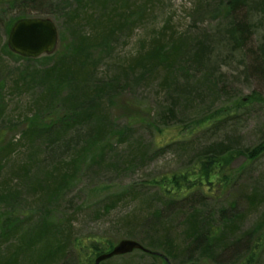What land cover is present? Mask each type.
Masks as SVG:
<instances>
[{
  "label": "rangeland",
  "instance_id": "rangeland-1",
  "mask_svg": "<svg viewBox=\"0 0 264 264\" xmlns=\"http://www.w3.org/2000/svg\"><path fill=\"white\" fill-rule=\"evenodd\" d=\"M233 1L0 0V262L32 264L43 246L42 264H93L121 239L168 264L243 261L264 232V152L208 180L194 170L202 183L184 200L162 195L202 153L264 137V1ZM71 10L87 16L69 21ZM23 13L60 25L53 56L9 51ZM55 113L64 121L42 123ZM194 233L199 244L179 250ZM146 254L109 264H167Z\"/></svg>",
  "mask_w": 264,
  "mask_h": 264
},
{
  "label": "trees",
  "instance_id": "trees-1",
  "mask_svg": "<svg viewBox=\"0 0 264 264\" xmlns=\"http://www.w3.org/2000/svg\"><path fill=\"white\" fill-rule=\"evenodd\" d=\"M238 1L243 3V2H245V1L247 2L249 0H238ZM229 2H230V5L232 7V10H235L236 6L239 4V3L234 4V1H233V5H232L231 0H229ZM100 9H101V6L96 8L94 11L95 12L94 14H96ZM104 9L105 8H103V10ZM26 16H28V15H26L25 13L20 14L14 19V21H16L17 19H19L21 17H26ZM86 16H87L86 12L79 11V10H71V11H69V13L67 15V19L69 21L70 20L75 21L76 18L86 17ZM58 17H59V14H58ZM68 20H67V22H68ZM12 23L8 25V29H7L8 32H9V29H10ZM59 27H60V25L58 24L57 28H59ZM239 29L240 28L238 27V28L232 30L234 32L233 36L235 38H237L236 35H238L237 31ZM59 33H60V31H58V34ZM201 52H203V51L201 50ZM46 56H50V55H44L43 57H46ZM51 56H53V55H51ZM18 57L22 58V59H26V60H35L32 58H24V57H20V56H18ZM65 67L71 68L74 70V69H76V63L67 62ZM46 75L48 78L51 77L50 72H48ZM239 106H241L242 108L246 107V104H245L243 98L239 99L236 102V108H238ZM219 112H222V113L220 114V116H217L218 119L221 118V119L225 120L231 116L230 111H227L225 109H222ZM224 112H226V113H224ZM63 121H64V117H60L57 113H55L50 118H48L46 121H42V123L49 122V123H51V125L55 126L56 124H59ZM214 122H215L214 117L207 118V119H204L203 121H200L199 125L197 127H200V126L209 127L212 124H214ZM164 139H166V140L163 142L156 140V145L158 147H160V145L165 146V145H169V144L178 140L177 134H174V135L171 134V136H169V137H163L162 136V140H164ZM219 150H220V148H218V150H212L211 152L206 153V154L202 153V155L197 159L195 164L193 166H191V168L186 169L185 171L181 172L178 175H172V177L169 179L170 182L172 183V186L162 188V195L166 198L167 202L184 200L187 197L188 190L191 187H194V186L202 183L201 181H199V183H190V181L188 180V176L196 169H198L200 171L202 178H205L206 180H208L209 177L213 173L221 170V168L223 169L224 167L228 166L231 163L234 156L244 155L245 158H248L251 160L256 159L259 155H261L264 152V137L253 147H245V146L239 145L238 147H235L234 149H232L230 151H228V150L219 151ZM169 177L170 176H168L166 179H168ZM195 234L196 233H194L192 236H189L186 241H184L182 244L178 245L177 246L178 249L185 253L187 250H189L191 247H193V245H195V243L198 245L199 244V241H197L198 236ZM206 239H208V238L206 237ZM153 242H154V240H152V243H150V244H152V246L154 245ZM145 248L147 250H149V253L146 254L147 256H150L151 258L160 257L158 254H156V253H160L159 251H157L158 250L157 247L155 249L154 247H146L145 246ZM30 249L35 252L36 247H31ZM263 249H264V232L262 234H260L259 236H257V238L251 243V246L247 245L243 249L245 256H244L243 261L240 264H254L256 259L259 256V254L263 251ZM47 250H48L47 247L41 246V251L45 252ZM98 251L101 252V250L98 248H95V250H93L94 253H99ZM123 259H127V257H124ZM111 261H112L111 259L107 260L105 262V264H109V263H111ZM0 264H17V263L11 261L8 263L0 262Z\"/></svg>",
  "mask_w": 264,
  "mask_h": 264
},
{
  "label": "water",
  "instance_id": "water-1",
  "mask_svg": "<svg viewBox=\"0 0 264 264\" xmlns=\"http://www.w3.org/2000/svg\"><path fill=\"white\" fill-rule=\"evenodd\" d=\"M57 42L58 31L55 23L49 18L42 17L18 20L11 28L8 38V46L12 52L29 58L52 53L56 49ZM142 248L138 242L124 239L114 245L109 252L98 254L94 264Z\"/></svg>",
  "mask_w": 264,
  "mask_h": 264
},
{
  "label": "bare ground",
  "instance_id": "bare-ground-1",
  "mask_svg": "<svg viewBox=\"0 0 264 264\" xmlns=\"http://www.w3.org/2000/svg\"><path fill=\"white\" fill-rule=\"evenodd\" d=\"M34 16H26V17H21L19 19H17L16 21H14L9 29V32H8V37H7V40H6V46L7 48L9 49L10 52H12V50L10 49V47L8 46V38H9V34H10V31H11V28L13 27V25L20 19H24V18H33ZM35 17H38V16H35ZM41 56L39 57H36L35 59H38L40 58ZM121 240H124V239H121ZM120 240V241H121ZM129 240H133V239H129ZM133 241H136V240H133ZM138 242V241H136ZM143 248L142 249H134L133 251H131L130 253L134 252V251H141V252H144L145 250V246L142 245L140 242H138ZM45 257V252L41 251V246H37L36 247V250L34 252V256H33V260H32V264H42L41 261L42 259ZM164 261H166V257H163ZM193 264H196V263H193Z\"/></svg>",
  "mask_w": 264,
  "mask_h": 264
}]
</instances>
